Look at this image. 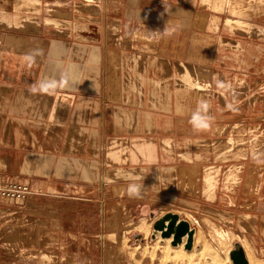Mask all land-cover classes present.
I'll return each mask as SVG.
<instances>
[{"label":"crops","instance_id":"obj_1","mask_svg":"<svg viewBox=\"0 0 264 264\" xmlns=\"http://www.w3.org/2000/svg\"><path fill=\"white\" fill-rule=\"evenodd\" d=\"M78 1L41 0L38 12L28 14L34 32L0 28V35H12L0 39V91L10 95L0 97V108L16 115L8 123L52 135L60 158L103 153L102 179L117 199L129 197V184H139V198L169 209L163 215L188 221L195 238L198 230L186 213L254 240L264 258V216L236 208V197L226 199L214 184L206 194L205 163L181 145L205 132L190 130L191 115L206 97L203 89L189 88L193 76L187 68L219 75L235 32H225L220 12L205 6L209 0H85L90 12H79ZM50 6L68 17L51 19ZM62 78L67 83L51 94L30 91L33 84ZM216 126L211 119V137Z\"/></svg>","mask_w":264,"mask_h":264},{"label":"rangeland","instance_id":"obj_2","mask_svg":"<svg viewBox=\"0 0 264 264\" xmlns=\"http://www.w3.org/2000/svg\"><path fill=\"white\" fill-rule=\"evenodd\" d=\"M20 1L0 0L2 30L36 31L28 14L38 12L41 0L27 7L19 6ZM87 4L78 1L77 10L90 12ZM205 6L219 11L222 28L236 37L226 41L219 75L202 76L187 68L193 76V85L187 82L189 88L203 89L206 100L213 102L214 112L208 115L217 126L215 136L206 128L204 134L193 137L197 139L181 145L194 160L205 163L206 194L214 190V184L216 193L221 190L226 199L235 196L237 206L264 216V0H209ZM46 9L51 19L68 17L51 6ZM5 34L0 39L12 36ZM219 81L230 88H218ZM0 97L10 95L0 91ZM15 116L0 108V181L25 183L32 194L22 203L0 198V264L221 263L211 254L205 260L189 257V251L153 239L155 222L169 209L139 197L117 199L102 179L103 153L96 158H60L52 135L45 138L38 126L8 123ZM186 216L198 230L196 245H208L223 259L239 243L246 247L251 264L264 261L254 240L223 223ZM141 223H147L146 230L136 228Z\"/></svg>","mask_w":264,"mask_h":264},{"label":"water","instance_id":"obj_3","mask_svg":"<svg viewBox=\"0 0 264 264\" xmlns=\"http://www.w3.org/2000/svg\"><path fill=\"white\" fill-rule=\"evenodd\" d=\"M153 227V239H157L159 233L162 239L172 238L171 246L178 247L184 243V238H186L185 250L193 249L196 231L188 221L181 219L178 214L167 213L157 220ZM229 256L233 264H249L246 252L239 243L234 245Z\"/></svg>","mask_w":264,"mask_h":264},{"label":"clouds","instance_id":"obj_4","mask_svg":"<svg viewBox=\"0 0 264 264\" xmlns=\"http://www.w3.org/2000/svg\"><path fill=\"white\" fill-rule=\"evenodd\" d=\"M24 59L29 63L34 62V57L31 55H26ZM67 83L65 78L60 80L52 79L46 82H40L38 84H33L30 86V91L32 93H47L51 94L56 90L57 87H62ZM217 87L220 89L227 90L230 85L224 81H219ZM228 108H232V104L227 105ZM209 104L206 100H201L198 103L196 110L192 113L189 123L195 130H203L210 126L212 117L208 115ZM141 192V185L136 183H131L126 189V194L131 198H138Z\"/></svg>","mask_w":264,"mask_h":264},{"label":"bare ground","instance_id":"obj_5","mask_svg":"<svg viewBox=\"0 0 264 264\" xmlns=\"http://www.w3.org/2000/svg\"><path fill=\"white\" fill-rule=\"evenodd\" d=\"M146 225H147V223H146ZM146 225L143 223H141V224H138L137 225V229H144L145 228V230L147 229L146 228ZM149 231V230H148ZM147 231V232H148ZM223 235V234H222ZM196 237V236H195ZM194 237V246H193V249L191 250V251H189L188 253H189V257L190 256H193V255H197V257H199V259H204L205 260V257L207 256V255H209V254H211V256H214V261H218V262H221V263H219V264H231L232 263V261L229 259V254H230V252L232 251L231 249H228V251H226V253H225V257H223L224 255L223 254H221V255H223V256H221L223 259H221L220 258V256H219V254H218V252H212L211 251V248L208 246V245H203V247H201L200 245H196V244H198V241H197V239ZM218 237V236H217ZM220 238V237H219ZM212 239V238H211ZM157 241L159 240L160 242H162V243H164L166 246H168L169 244L171 245V240H172V238H170V239H162L161 238V236H160V234L158 233L157 234V239H156ZM221 240V239H220ZM171 241V242H170ZM185 242H186V238H184V243L182 244V245H180V246H178V247H173L174 249H181L182 250V248L185 250V248H184V245H185ZM222 242V241H221ZM208 244V243H207ZM223 244V243H222ZM211 245V244H210ZM219 245V244H218ZM225 245V244H224ZM244 248V247H243ZM201 249V250H200ZM180 250V251H181ZM196 250H197V252H196ZM218 250V249H217ZM245 250V249H244ZM166 251V250H165ZM178 251V250H177ZM186 252H187V250H185ZM214 251H216V250H214ZM219 251V250H218ZM222 252V251H221ZM196 253V254H195ZM211 256H209L210 258H211ZM246 256H247V254H246ZM209 258V259H210ZM203 260V261H204ZM186 261V260H185ZM193 261V260H192ZM194 261H195V259H194ZM207 261V260H206ZM230 261H231V263H230ZM249 261V260H248ZM189 262V261H188ZM194 263V262H193ZM192 263V264H193ZM197 263V262H196ZM204 263V262H203ZM262 264H264V262H261ZM195 264V263H194ZM202 264V263H201ZM204 264H207V263H204ZM233 264V263H232ZM249 264H251L250 262H249Z\"/></svg>","mask_w":264,"mask_h":264},{"label":"built area","instance_id":"obj_6","mask_svg":"<svg viewBox=\"0 0 264 264\" xmlns=\"http://www.w3.org/2000/svg\"><path fill=\"white\" fill-rule=\"evenodd\" d=\"M31 194V188L25 183L0 181L1 199L22 203L31 197Z\"/></svg>","mask_w":264,"mask_h":264}]
</instances>
